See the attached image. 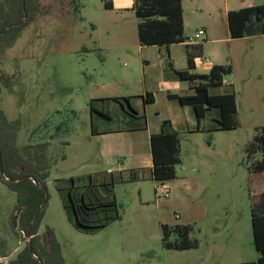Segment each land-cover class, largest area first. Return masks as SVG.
Segmentation results:
<instances>
[{
  "label": "rangeland",
  "instance_id": "1",
  "mask_svg": "<svg viewBox=\"0 0 264 264\" xmlns=\"http://www.w3.org/2000/svg\"><path fill=\"white\" fill-rule=\"evenodd\" d=\"M184 1L189 20L190 2ZM40 3L43 14L0 61L1 104L9 120L22 121L17 141L21 149L50 142L49 199L40 232L53 230L65 264L256 262L260 255L254 244L252 206L264 192V174L250 173L246 147L264 126V38L210 44L204 50L192 47L195 56L232 66L233 73L224 79L231 84L211 91L235 92L238 127L219 130L212 111L206 131L182 135L177 177L165 182L169 197L159 198L156 189L161 184L147 168L139 172L140 178H132L136 165L121 175H104L103 144L100 135L93 134V127L101 132L127 125L128 120L116 119V100L130 94L127 98L139 103L145 84L152 83L145 76V60L151 64L147 76L156 78L161 72L157 50H142L135 0ZM194 23L195 19L190 23L192 36L198 28ZM223 31L220 38H226L225 24ZM93 108L108 118L93 113ZM132 135L124 136V144L134 153L137 143ZM136 154L146 164L148 153L141 148ZM83 195L88 204L92 199L99 205L88 222L82 217L83 224L91 225L88 229L77 227L75 211L69 214L64 207L73 199L81 205ZM15 204L16 194L0 181V239L8 242L10 260L20 245L12 228ZM164 226L172 231L189 227L197 247L166 248ZM169 240L181 241L175 232Z\"/></svg>",
  "mask_w": 264,
  "mask_h": 264
},
{
  "label": "trees",
  "instance_id": "2",
  "mask_svg": "<svg viewBox=\"0 0 264 264\" xmlns=\"http://www.w3.org/2000/svg\"><path fill=\"white\" fill-rule=\"evenodd\" d=\"M184 0H135L133 10L140 19L138 35L141 46L167 47L187 41L184 26ZM108 8L113 4L108 2ZM43 14L40 0H0V61L7 50L12 48L23 31ZM254 16L262 26L260 34L264 35V6L245 8L231 12L229 24L233 38H243L247 35V28ZM197 46V45H196ZM193 47V46H192ZM192 47H189L192 49ZM193 50V49H192ZM193 53L189 54V69L187 71H175L180 80L189 81L195 90V95L180 97L169 95L171 99L179 100L184 105H191L199 120L206 117L212 109L220 111L218 118L219 130H234L238 127L236 122L237 97L235 92L222 95L210 94V89L222 87L226 75L233 73L231 65H214L208 74L195 73ZM170 67L173 69L172 64ZM0 86V181L9 190L16 194V204L12 216V228L18 237L24 232L31 237L30 242L17 254L9 264H65L61 244L55 237L52 229L48 227L46 233H41V226L48 204L47 184L51 173V163L48 156L50 142L30 143L24 148L17 144L22 121L9 120L2 108ZM125 114L133 117L137 127H126L127 130L143 129L145 117L132 107L131 99L125 97L117 99ZM144 101L152 104L154 96L148 93ZM127 106V107H126ZM93 113L108 118L102 111L92 109ZM129 122L130 123H132ZM62 126L57 127L61 132ZM108 130V129H107ZM38 130L35 131V133ZM101 132L93 127V134ZM56 136L52 135L50 140ZM151 149L153 158L152 179L157 183H165L177 177V166L181 164V140L170 120L163 121L159 133L151 137ZM249 169L251 174H264V126L259 130L254 140L246 147ZM260 156L258 159L257 157ZM107 176L121 175L124 173H110ZM136 175L132 174V178ZM137 178V177H136ZM73 199V197H72ZM81 205L73 200L65 202L64 207L68 213L75 211L77 220L75 225L79 228H91V225L83 224L94 215L97 204L91 199L88 204L85 195L81 197ZM77 204L79 206H77ZM252 206V227L255 248L259 253L256 262L242 264H264V192L257 195ZM81 206V210L79 207ZM41 210L38 218L36 215ZM101 207H104L103 205ZM71 218V217H70ZM105 225H102L104 227ZM164 245L168 249L185 250L197 247V242L190 239V228L176 227L173 231L164 226ZM175 232L180 242H171V233ZM8 256V242L0 239V257Z\"/></svg>",
  "mask_w": 264,
  "mask_h": 264
},
{
  "label": "crops",
  "instance_id": "3",
  "mask_svg": "<svg viewBox=\"0 0 264 264\" xmlns=\"http://www.w3.org/2000/svg\"><path fill=\"white\" fill-rule=\"evenodd\" d=\"M189 2V15L191 20H188L187 18L186 5L185 1H183L185 38L187 41L174 44L169 48L159 46H141L143 51L148 48L157 50L159 54H157L156 59L161 67L159 76L156 78H150V76H147V70L150 68L151 64L149 60H145V76L146 79L148 77V80L152 81V83L149 86L147 83L145 84L142 98L138 104L134 103L133 99H131L134 109L140 116L145 117V123L140 124H145V126H143V129L127 130L126 127H137L138 124L132 121V116L128 114H126L128 117L124 116L122 108L119 107L116 119L119 121L124 120L125 122L128 120L129 122L132 121V123L129 124V122H126V126H115L114 128H109L108 130H102L99 134L100 136L98 139L103 144L101 154V160L103 163L102 172L107 174L124 173L136 165L133 169L135 170V173H137L135 174L137 178H140L139 172L143 168L149 169L152 176L153 158L151 137L152 135L160 132L163 121L170 120L181 138L182 135H194L206 131L208 128L206 120L208 119L210 112H215L214 120L220 117V111L218 109H212L207 113L205 118L199 120L193 106L184 105L179 100H174L169 97V95L180 97L195 95V90L190 82L178 79L174 72V70L187 71L189 69V54L193 53L192 49L189 47L196 46L189 43V39L194 32H189L191 26L190 23L194 19L195 23L193 24V27L198 26L196 30L205 29L206 31L204 41L200 45H197L200 47L202 46L203 50L206 48L204 46L210 44L226 43V41H253L257 38H264V35L260 34L262 26L259 23L257 16H254L249 23L247 35L243 38H233L229 24V16L231 12L239 11L245 8L264 6V0H189ZM224 24L226 27L224 34L226 38H220V35H223L224 33ZM220 25H222V31H220ZM229 51L232 52V48H230ZM249 52L250 49L246 50V53ZM164 55L165 58L163 57ZM193 56H195L194 53ZM229 59L230 58H227V60ZM170 63L172 64L173 69L170 67ZM218 63L219 62H211L210 64L206 63L203 65H195L194 72L197 74H208L213 66ZM224 84H226L225 80ZM224 84L222 87H227L231 83H227L226 85ZM225 90L227 91L213 93L210 89V94L222 95L232 93L230 89ZM148 93L154 96L155 101L152 104H146L144 101V98ZM123 95L124 97H130V94ZM126 134H133V137L131 138L135 139L137 143L136 151L142 148V150H145L148 153L149 156L147 157L146 164H143V161L138 160L136 151L132 153L133 150H128L127 146L124 144L126 140V137L124 136H126Z\"/></svg>",
  "mask_w": 264,
  "mask_h": 264
},
{
  "label": "built area",
  "instance_id": "4",
  "mask_svg": "<svg viewBox=\"0 0 264 264\" xmlns=\"http://www.w3.org/2000/svg\"><path fill=\"white\" fill-rule=\"evenodd\" d=\"M206 36V31L205 29H199L197 30L194 35L189 39V43H191L192 45H200ZM210 64L211 61L208 58H204L202 56H195L194 57V64L195 65H203V64ZM160 186H157V196L160 197H169V190L167 188H165V184L164 183H160ZM19 240H20V245L18 246V248L15 250L17 253H19L28 242H30L31 237L27 236L23 231L20 232V236H19ZM22 243V244H21ZM22 245H24L23 247H21ZM12 260H10L7 257H0V264H9Z\"/></svg>",
  "mask_w": 264,
  "mask_h": 264
},
{
  "label": "water",
  "instance_id": "5",
  "mask_svg": "<svg viewBox=\"0 0 264 264\" xmlns=\"http://www.w3.org/2000/svg\"><path fill=\"white\" fill-rule=\"evenodd\" d=\"M47 194H48V191H47ZM43 209V207L39 210V212L37 213V215H36V219L38 218V216H39V214H40V212H41V210Z\"/></svg>",
  "mask_w": 264,
  "mask_h": 264
}]
</instances>
